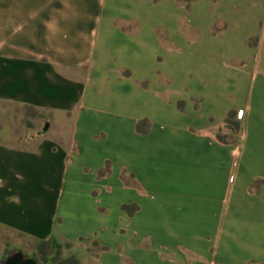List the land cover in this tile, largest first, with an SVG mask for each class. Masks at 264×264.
<instances>
[{
  "label": "crops",
  "instance_id": "obj_1",
  "mask_svg": "<svg viewBox=\"0 0 264 264\" xmlns=\"http://www.w3.org/2000/svg\"><path fill=\"white\" fill-rule=\"evenodd\" d=\"M263 28L264 0H0V104L47 125L0 141V228L93 240L94 264H264V72L246 46Z\"/></svg>",
  "mask_w": 264,
  "mask_h": 264
},
{
  "label": "rangeland",
  "instance_id": "obj_2",
  "mask_svg": "<svg viewBox=\"0 0 264 264\" xmlns=\"http://www.w3.org/2000/svg\"><path fill=\"white\" fill-rule=\"evenodd\" d=\"M184 1L191 2L193 0ZM246 46L252 49L256 48L257 52L259 51L256 64L264 72V28L261 36L248 38ZM178 106L180 107L181 103H178ZM237 113L238 111H232L227 117L228 125L225 124L217 131L218 139H222L224 143H232L238 137V131L227 128L230 124L240 121ZM44 118V115L32 109L0 104V141L14 147H29L39 138L44 127ZM158 128L160 130L159 126ZM158 128L156 127L152 132L156 133ZM148 129L149 125L145 120L136 125V132L139 131L138 133H146ZM126 207L128 211L134 209L133 207L136 210V206ZM122 212L124 211L122 210ZM94 242L93 240L82 239L71 244L60 239H54L53 245L41 244L20 238L0 228V264L5 258L17 251H20L25 257L34 258L39 264H94L93 257L106 250L97 242H95L97 243L95 246ZM99 247L103 250L100 251Z\"/></svg>",
  "mask_w": 264,
  "mask_h": 264
},
{
  "label": "water",
  "instance_id": "obj_3",
  "mask_svg": "<svg viewBox=\"0 0 264 264\" xmlns=\"http://www.w3.org/2000/svg\"><path fill=\"white\" fill-rule=\"evenodd\" d=\"M47 130V125L43 128V131ZM1 264H36V262L28 257H25L20 251L15 252L5 258Z\"/></svg>",
  "mask_w": 264,
  "mask_h": 264
},
{
  "label": "trees",
  "instance_id": "obj_4",
  "mask_svg": "<svg viewBox=\"0 0 264 264\" xmlns=\"http://www.w3.org/2000/svg\"><path fill=\"white\" fill-rule=\"evenodd\" d=\"M229 117V116H228ZM228 118L226 119V121H225V124L226 125H228ZM46 125V124H45ZM45 125H44V127H45ZM231 126V127H230ZM230 126L229 127H227L228 129H230V130H234V131H238L239 130V124L238 123H232V124H230ZM43 127V128H44ZM138 131V130H137ZM45 131H43V129H42V132L41 133H44ZM139 132V131H138ZM219 140L221 141V142H223L222 141V139H220L219 138ZM134 209H131L130 211H128V208L126 207V206H122V210L125 212V213H127V214H129V215H131L132 214V212H134L135 211V207H133ZM82 239H80V241H81ZM39 243H41V244H49V245H53L54 244V239L53 238H51L49 241H45V242H39ZM94 244H95V246H97V243H95L94 242ZM99 250L101 251V250H103V248H101V247H99ZM17 252H19V251H17ZM35 262H36V264H39L34 258H32Z\"/></svg>",
  "mask_w": 264,
  "mask_h": 264
},
{
  "label": "built area",
  "instance_id": "obj_5",
  "mask_svg": "<svg viewBox=\"0 0 264 264\" xmlns=\"http://www.w3.org/2000/svg\"><path fill=\"white\" fill-rule=\"evenodd\" d=\"M242 114H243V112H242V111H238V113H237V115H238L239 117H241V116H242Z\"/></svg>",
  "mask_w": 264,
  "mask_h": 264
}]
</instances>
